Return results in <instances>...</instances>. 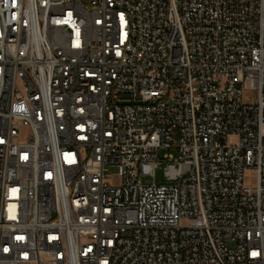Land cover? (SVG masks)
Masks as SVG:
<instances>
[{"label":"built area","instance_id":"obj_1","mask_svg":"<svg viewBox=\"0 0 264 264\" xmlns=\"http://www.w3.org/2000/svg\"><path fill=\"white\" fill-rule=\"evenodd\" d=\"M0 264H264V0H0Z\"/></svg>","mask_w":264,"mask_h":264},{"label":"rangeland","instance_id":"obj_2","mask_svg":"<svg viewBox=\"0 0 264 264\" xmlns=\"http://www.w3.org/2000/svg\"><path fill=\"white\" fill-rule=\"evenodd\" d=\"M166 152V150H161L160 151V156L163 157V154ZM165 166H166V161H161L158 167L156 168L155 172V179L153 177H143L141 176L139 178V181L142 183H151L153 180H155L156 183L158 184H168L170 181L167 179L165 175ZM111 174L115 175L116 174V169L112 168L111 169ZM246 183L249 185H253L255 182V170L252 168H249L246 172Z\"/></svg>","mask_w":264,"mask_h":264}]
</instances>
